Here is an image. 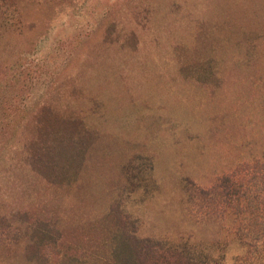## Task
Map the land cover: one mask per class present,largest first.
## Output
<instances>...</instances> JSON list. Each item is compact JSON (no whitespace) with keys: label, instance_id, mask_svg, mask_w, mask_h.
<instances>
[{"label":"rangeland","instance_id":"rangeland-1","mask_svg":"<svg viewBox=\"0 0 264 264\" xmlns=\"http://www.w3.org/2000/svg\"><path fill=\"white\" fill-rule=\"evenodd\" d=\"M0 8L11 16L0 22V216L24 240L0 264H33L28 245L39 229L53 231L62 253L90 258L110 255L125 230L224 243L226 223L191 214L188 188L264 161V0H0ZM44 107L80 124L79 147L48 173L26 144ZM225 250L234 264L245 249L234 239Z\"/></svg>","mask_w":264,"mask_h":264},{"label":"trees","instance_id":"trees-1","mask_svg":"<svg viewBox=\"0 0 264 264\" xmlns=\"http://www.w3.org/2000/svg\"><path fill=\"white\" fill-rule=\"evenodd\" d=\"M7 13L0 8V22L11 19ZM54 114L52 107L40 109L35 114L38 121L27 130L29 160L41 167L43 173L51 171L55 159L76 146L73 140L80 125L61 121ZM79 140L83 142L82 135ZM188 193L189 212L199 221L219 219L226 223L224 243L220 240L191 243L189 239L165 243L154 238H140L125 230L123 237L113 236L115 244L110 255L90 258L86 252L62 253L56 249L59 238L53 231L39 229L28 245V259L33 264H229L226 245L238 239L245 250L235 258L234 264H264V161L246 162L210 187L192 183ZM22 232L21 226L0 216L1 255L11 257L17 252L24 241Z\"/></svg>","mask_w":264,"mask_h":264}]
</instances>
